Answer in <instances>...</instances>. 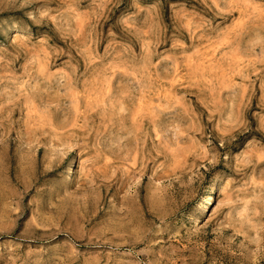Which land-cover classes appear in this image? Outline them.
<instances>
[{"label": "clouds", "instance_id": "obj_1", "mask_svg": "<svg viewBox=\"0 0 264 264\" xmlns=\"http://www.w3.org/2000/svg\"><path fill=\"white\" fill-rule=\"evenodd\" d=\"M0 264H264V0H0Z\"/></svg>", "mask_w": 264, "mask_h": 264}]
</instances>
